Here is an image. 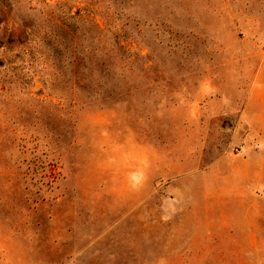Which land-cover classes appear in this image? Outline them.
Segmentation results:
<instances>
[{
  "label": "rangeland",
  "instance_id": "rangeland-1",
  "mask_svg": "<svg viewBox=\"0 0 264 264\" xmlns=\"http://www.w3.org/2000/svg\"><path fill=\"white\" fill-rule=\"evenodd\" d=\"M0 264H264V0H0Z\"/></svg>",
  "mask_w": 264,
  "mask_h": 264
}]
</instances>
